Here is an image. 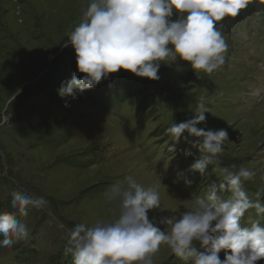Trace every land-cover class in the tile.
<instances>
[{
  "label": "rangeland",
  "instance_id": "374dc122",
  "mask_svg": "<svg viewBox=\"0 0 264 264\" xmlns=\"http://www.w3.org/2000/svg\"><path fill=\"white\" fill-rule=\"evenodd\" d=\"M85 7L86 0H0V114L8 115L7 123H0V212H17L11 203L16 190L48 201L46 208L18 216L30 230L29 239L0 248V264H71V256L63 257L70 230L109 219L108 195L114 185L126 186L129 176L145 188L157 187L161 207L149 210L148 217L169 231L163 218L178 217L196 196H206L210 183L222 180L211 165L205 176L191 171L200 158L191 146L194 138L185 132L175 142L166 131L192 118L201 99L209 112L197 127L228 132L221 166L256 173L244 184L250 196L264 188V105L253 108V95H264V2L255 0L237 17L220 22L229 51L225 65L211 76L198 77L178 59L161 63L159 80L119 69L98 84L104 93L61 97L62 84L74 74L85 75L53 72L71 53L72 46L63 44ZM178 16L174 10L171 19ZM123 73L134 92H119ZM67 97L73 103L65 107ZM219 195L227 199L230 193ZM195 247L204 251L199 243ZM218 255L223 260L225 251ZM152 261L182 264L164 244Z\"/></svg>",
  "mask_w": 264,
  "mask_h": 264
},
{
  "label": "clouds",
  "instance_id": "9594fccd",
  "mask_svg": "<svg viewBox=\"0 0 264 264\" xmlns=\"http://www.w3.org/2000/svg\"><path fill=\"white\" fill-rule=\"evenodd\" d=\"M254 2L86 0L81 22L63 44L72 46L77 70L85 75L77 78L74 74L58 89V95L75 98L119 69L159 80L161 63L171 65L178 59L188 62L198 77L199 73L211 76L225 65L229 51L220 22L237 17ZM174 10L179 16L172 20ZM207 112L201 99L192 118L172 123L166 131L175 142L185 132L194 138L191 146L199 151L200 158L190 165L191 171L205 176L211 165L222 180L210 183L206 196H196L178 217L163 218L161 223L170 228L166 232L148 217L149 210L161 207L157 187L145 188L129 176L126 186L114 185L108 195L110 218L94 226L75 225L63 257L71 256V264H153L152 257L164 244L182 264H256L264 259V188L250 196L244 184L256 173L244 166H221L220 154L229 141L228 132L197 127L206 121ZM7 120V113L0 114V123ZM168 150L173 152L174 147ZM185 183L190 185L191 181ZM221 192L230 195L222 199ZM11 196L17 212H0V248L4 249L29 239L30 230L18 216L26 217L30 208L44 209L48 204L43 196L27 191L16 190ZM246 213L249 226L242 224ZM196 243L204 251L198 252ZM221 250L225 251L223 260L218 255Z\"/></svg>",
  "mask_w": 264,
  "mask_h": 264
},
{
  "label": "trees",
  "instance_id": "16d2710c",
  "mask_svg": "<svg viewBox=\"0 0 264 264\" xmlns=\"http://www.w3.org/2000/svg\"><path fill=\"white\" fill-rule=\"evenodd\" d=\"M70 52L71 53L70 54L68 53V55H67L68 57L66 58V60H63L64 63L60 66V68H57L56 70L53 71L54 73L60 69V72L64 73L63 75L70 76L73 72L77 71L76 56H75L74 49L72 48L70 50ZM125 75H126L125 73L122 74V77H121V80H120V85H119V92L120 93H125V91H129L130 93H132V92H134V90L136 88L132 87L130 85L128 86V85L125 84L126 83V81L124 79ZM86 91H87L86 94L88 95L89 94L88 92H90V91H94L95 93H104L105 89H104V87L97 85L95 88L87 89ZM106 95L107 94H105L104 97ZM46 97H47V99L53 100L55 102L57 100H59L58 98L55 97V95H51L50 98H48V96L46 95ZM72 103H73V101L71 100V98L67 97L66 98V103L64 104V106L68 107Z\"/></svg>",
  "mask_w": 264,
  "mask_h": 264
},
{
  "label": "bare ground",
  "instance_id": "6f19581e",
  "mask_svg": "<svg viewBox=\"0 0 264 264\" xmlns=\"http://www.w3.org/2000/svg\"><path fill=\"white\" fill-rule=\"evenodd\" d=\"M149 91H150V90H149ZM80 154H81V153H80ZM256 264H259V263L256 262ZM260 264H262V263H260Z\"/></svg>",
  "mask_w": 264,
  "mask_h": 264
},
{
  "label": "water",
  "instance_id": "95a60500",
  "mask_svg": "<svg viewBox=\"0 0 264 264\" xmlns=\"http://www.w3.org/2000/svg\"><path fill=\"white\" fill-rule=\"evenodd\" d=\"M7 174H9V172H7Z\"/></svg>",
  "mask_w": 264,
  "mask_h": 264
}]
</instances>
